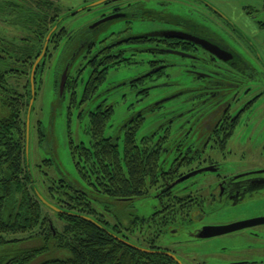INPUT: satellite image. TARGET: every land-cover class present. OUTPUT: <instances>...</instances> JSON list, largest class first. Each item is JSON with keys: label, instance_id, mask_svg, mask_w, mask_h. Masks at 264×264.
Wrapping results in <instances>:
<instances>
[{"label": "flooded vegetation", "instance_id": "1", "mask_svg": "<svg viewBox=\"0 0 264 264\" xmlns=\"http://www.w3.org/2000/svg\"><path fill=\"white\" fill-rule=\"evenodd\" d=\"M37 1L24 0L26 4ZM44 1L58 5L63 3L65 8L68 4L66 0ZM98 1L101 0H83L87 3L84 7ZM152 1L163 8L172 6L174 2L109 0L94 9H108L99 16L97 22L113 15H125L123 19L128 22L144 21L146 18L137 16L142 11L150 13L146 9ZM196 1L209 13L207 19L210 28L207 34L200 32L195 20L190 19L182 24L176 20L174 23L179 24L176 26L179 29L161 32L191 35L201 39V45L177 38L146 37L149 34L123 38L129 30L113 34L109 39L93 38L112 22L91 30L95 22L89 30L82 32L86 38L81 40L80 46L86 48L90 56L95 53L104 54L101 57L103 60L109 53L110 57L117 58L115 64L131 60L130 64L125 62L111 70L137 65L135 54L127 56L130 52L147 51L152 56L147 62L148 74L123 87L142 85L143 90L138 93L142 99L162 87L164 91L177 88L176 96L172 98L182 99L173 109L161 115V118H167L164 123L167 127L161 130L163 134L151 137L155 150H160L162 156V172L155 179V186L150 187V191H156L160 208L149 219L137 218L134 226L126 231L134 236L138 228L139 236L145 238L146 247L143 249L160 253L172 260L167 254L175 255L182 264H207V261L199 260H232L226 264H264V212L244 215L243 219L228 222L222 220L226 210L244 204L264 190V166L258 164L264 150V57L261 55V51L264 52V20L261 19L264 17L259 16L264 13V1L261 4L245 0ZM66 19L67 15L61 20V25L66 23ZM0 22L10 24L3 19ZM61 25H56L54 33H60ZM2 28L0 26V38L6 41L5 36H8L13 40V35H4ZM70 35L64 44L67 54L71 50ZM114 36L126 41L123 43L127 44L126 47L117 44L113 40ZM138 38L141 39L135 41ZM108 44L113 48L104 52ZM45 45L46 42L44 48ZM185 46L189 51L183 50ZM167 56L180 57L190 63H171ZM171 70L178 73L176 82H172V75L169 74ZM173 93L167 96L169 101ZM166 101L163 100L161 104ZM101 106L112 107L105 104ZM141 121H145L142 114L130 120L124 130ZM176 122L179 126L175 130V137L172 128ZM185 178L189 179L184 181ZM177 182L181 183L175 186ZM217 212L222 214L220 219L213 217ZM227 226L243 228L222 236L205 238L209 234L207 229ZM115 227L117 232L124 233L121 224ZM180 235H186L188 240L180 241L177 239ZM218 238L222 240H214ZM168 240L174 242L169 243ZM183 242L192 243V246L197 244L198 248L206 250L203 254L196 251L191 255L186 254L185 249L191 246L184 244L181 247ZM235 242L237 246L232 248L240 247L241 250L237 248L228 254L227 244ZM218 244L226 246L221 247L218 255L207 259L206 255L213 254L209 250L211 246Z\"/></svg>", "mask_w": 264, "mask_h": 264}, {"label": "trees", "instance_id": "2", "mask_svg": "<svg viewBox=\"0 0 264 264\" xmlns=\"http://www.w3.org/2000/svg\"><path fill=\"white\" fill-rule=\"evenodd\" d=\"M85 4L66 9L63 3L58 5L44 0L34 4H26L24 0H0V20H6L26 34L8 42L0 38V100L6 110V115L0 117V264H35L38 260L41 261L36 264H178L160 253H146L129 247L123 242H131L128 237H121L116 227L94 207L95 201L130 202L147 198L150 187L155 186V179L162 172V156L160 150H155L152 138L147 143L144 139L142 146L138 144L137 136L145 121L129 125L126 129L122 156L118 142L105 137L114 109L98 107L90 117V146L71 144L76 168L91 190L79 189L65 179L59 183L53 181L44 195L39 194L62 213L51 210L38 197L26 157V122L32 100L31 74L53 28L66 15L71 16ZM85 11L92 12L94 8ZM153 14V11H142L137 17L151 20ZM197 27L199 30L203 28L202 25ZM62 31L54 33L50 43L55 47L63 43L56 66L60 77L79 52L81 40L86 38L85 33L78 31L71 34V50L67 54L64 50L67 33ZM202 33L207 34V29ZM112 48L108 44L104 52ZM183 50L189 51L186 46ZM84 55L87 63L80 64L78 68L80 77L90 69L85 101L96 98L111 69L131 61L115 64L117 58L110 57L109 53L101 60L104 54L90 56L87 50ZM47 57L36 71V84L45 72ZM80 57L81 54L72 67ZM25 78L26 86L20 90ZM79 81L69 76L66 93H73V100ZM58 84L59 81L57 87ZM38 133L43 144L46 134L41 122L38 123ZM97 195L102 198H97ZM50 213L56 214L63 226L57 228ZM85 218L95 220L102 227ZM23 236L26 238H19ZM144 243L145 238L138 246L144 248Z\"/></svg>", "mask_w": 264, "mask_h": 264}, {"label": "rangeland", "instance_id": "3", "mask_svg": "<svg viewBox=\"0 0 264 264\" xmlns=\"http://www.w3.org/2000/svg\"><path fill=\"white\" fill-rule=\"evenodd\" d=\"M173 1L174 2L172 6L165 8L161 6L159 7L154 1H152L148 4L149 7L146 9L154 12L151 20H130V22L125 19L116 20L105 26L99 33L95 34V37H92L96 39L99 38V40H104L105 38H111L113 34L129 30V33L123 36V38L129 39L137 36L161 32L164 30H177L180 27L176 26L182 24L183 21L188 19L195 20L198 25L203 26V28L199 31L203 32L206 28L208 32V29L210 28V23L207 19V17H209V13L201 6L200 2L196 0ZM245 1L251 2L253 4H261L264 0ZM66 3H68L67 8L78 7L83 4L81 0H66ZM106 11H108V9L103 8L95 10L91 13L82 11L79 15L72 17H68V15L67 19L65 20L66 23L62 25L60 30V32L65 30V34L67 33V38L65 39L64 44L66 43L69 34H73L77 31L78 33L86 32V30H89V27L92 24L97 22L99 16ZM259 16L264 17V13H260ZM176 20L179 24L174 23ZM261 20H264V18ZM3 23L5 22H0V26L4 27L2 28L4 35L9 34L13 35V37H21L22 35H26L25 32H22L17 26L7 23L4 25ZM60 23L62 24L63 21ZM60 23L58 25H60ZM183 29L184 27H182V30ZM1 35L2 34H0V37H2ZM114 37L115 38H113V40L117 41V44H123L126 42L123 39L120 40V37L118 38V36ZM262 38L264 39V33ZM5 39L7 42L11 41V37L5 36ZM261 41L263 40L261 39ZM126 45L127 44H123L122 46L126 47ZM231 45L234 48H237V46L233 43H231ZM62 47L63 43H60L56 47L53 44L48 46L47 52L49 51V54L47 53L48 57L44 64L45 72L40 75V78L37 81L35 103L33 112L31 114L30 152L28 165L33 176L36 190L42 195H44V192L47 191L48 186L53 184V181L59 183L58 181L62 179L74 184L79 189L86 190L87 192L91 190L87 182L79 174L76 168L71 155V144L74 143V145L77 146L82 144L90 146L92 140L89 133L90 117L91 113L96 111L99 106L105 104L114 108V115L109 122L105 137L115 139L118 142L121 154L123 156L125 139L124 127L130 120L138 117L141 114L145 118L144 126L139 131L137 136L138 144L142 146L144 139H147V143L149 138L154 137L158 133L163 134L161 130L164 127H167L164 124L166 121L165 119L167 118H161V115L169 111V109H173L175 104L179 100H182L172 98L173 96H176L177 91L175 90H177V88H173L172 90L167 89L164 91L165 89L162 87L157 90H153L148 98L142 99L141 96H138L140 90H143L142 85H139L138 87H132L131 85L123 87L124 84L131 83L132 81L148 74L149 72L147 62L152 58V56L147 51H135L130 52L127 56L132 57L135 54L134 61L138 64L134 66L122 67L118 70H111L107 76V81L97 93L96 98L85 101L84 93L86 83L90 78V70H86L80 77L78 66L82 63H87V60L85 59L86 55H84L85 51L87 50L86 48L80 49L79 54L74 57L76 59V57L81 54V57L76 60V64L71 67L69 72V76L71 78L75 80L78 79V81L80 80L76 90L77 94L75 96V100H73V93H66V89L64 96H61L60 80L62 76H58L59 72L56 66L59 56L61 55L60 52ZM136 48L138 49V47ZM261 55L264 57L263 51H261ZM166 58L169 59L171 63L175 64L190 63V61L176 56H167ZM74 62L72 60V63ZM1 67L2 66L0 65V68ZM62 69H64V67H62ZM169 74L172 75V82H176L178 73L171 70ZM57 77H59V80ZM57 81H59L58 87L56 86ZM22 84L23 85H21L20 90L26 86V78ZM171 93H173V95L170 97L172 100L170 99L169 101L167 96ZM163 100L168 101H166L165 104H161ZM160 107H162V109H159ZM5 115L6 110L3 108L2 102L0 100V117ZM39 122L42 123L46 134V139H44L43 144L40 143V134L38 133ZM178 126L179 123L176 122L172 128L174 131L173 135H175V130ZM152 143L154 145V142ZM232 158L235 159L236 157ZM258 164L260 166H264V150L263 157L259 158ZM96 197L102 198L99 195ZM157 199L156 191L151 190L147 198L144 199L131 202L107 199L106 203L95 201L94 207L97 212L103 216L104 219L112 226L121 224V229L124 231V233H121V237L127 235L129 241L140 246L144 241V237L142 235L139 236L138 228L134 236L133 234L130 236L126 229L133 227L137 218L149 219L151 215H153L158 210V208H160V202ZM46 212L48 214V211ZM262 212H264V190H262L257 196L248 199L246 202H244V204H240L237 207H232L231 209L226 210V213L223 214V216L222 214L219 215V212H217L213 215V217L217 216V218L220 219L222 216V220L225 219L223 222H228L237 220L239 218L243 219L246 215H256ZM50 215L55 220L57 228L63 226V224L58 221L56 214L52 215L50 213ZM19 238L24 239L26 237L23 236ZM177 239L180 241H185L188 240V237L186 235H180ZM214 240L222 239L218 238ZM168 242L172 243L174 241L168 240ZM184 244L191 246L185 249L186 254L189 255H191L193 251H196L195 253L203 254L206 250L198 248L197 244H193L192 246V243L189 244L186 242H183L181 247ZM143 245L146 247L145 243ZM223 246H226V244H218L214 247L211 246V249L209 250H211L214 255L209 253V255H206L208 257L207 259L218 255V253L221 252V247ZM232 246L236 247V242L227 244L229 250L227 251L228 254L229 252L237 250V248L238 250H241L240 247L234 249ZM39 261L41 260H38L37 262ZM199 261H207V264H226L232 260Z\"/></svg>", "mask_w": 264, "mask_h": 264}, {"label": "water", "instance_id": "4", "mask_svg": "<svg viewBox=\"0 0 264 264\" xmlns=\"http://www.w3.org/2000/svg\"><path fill=\"white\" fill-rule=\"evenodd\" d=\"M106 1H109V0H101V1H98L96 3H93L92 5H89L88 7L81 8L80 10H77L75 13L71 14V16H75V15L79 14L80 12L85 11L87 9L96 8V7L100 6V5H102ZM68 17H70V16H68ZM123 18H126V16L125 15H113V16L107 17V18L95 23L94 25H92L90 27V29L94 30V29L102 26L103 24L110 23V22H113V21H116V20H119V19H123ZM56 30H57V26L52 30V32L48 36L45 48H44L41 56L39 57V59L36 61L35 65H34V68H33V71H32V74H31L30 82H31L32 100L30 102L28 115H27V122H26V126H27V130H26V156H27V161L29 160V152H30L31 114L33 112V107H34L35 97H36V82H35L36 71H37L38 67L40 66V64L42 63V61L44 60L45 56L47 55V49H48V46H49V43H50V39H51L52 35L54 34V32ZM146 37L177 38V39H181V40H184V41H187V42H191V43H194V44H199V45H201L203 43L201 39L195 38V37H193L191 35H187V34H184V33H177V32L151 33V34L147 35ZM204 47L206 48L207 51H209L206 46H204ZM80 49H83L82 46H80L79 50ZM74 61H75V58L73 59V62ZM71 67H72V63H69L66 66V68H65V70H64V72L62 74V77H61V80H60V94H61V96H64V94H65V89H66L67 82H68V79H69V72H70ZM173 99H176V98H173ZM188 177H191V176H188ZM187 179H189V178H185L184 181L187 180ZM180 183L181 182H177L175 184V186L180 184ZM37 194H38V197L40 198V200L47 207H49L51 210H54L57 213H62L63 212V211L59 210L57 207L51 205L48 201H46L44 199V197L41 196V194H39L38 192H37ZM85 219L90 221V222H92V223H94L97 226L102 227L98 222H96L95 220H93L91 218H85ZM242 228L243 227H238V226L215 227V228L212 227V228H209V229L206 230L209 234H207V236L205 238H213V237H217V236H222V235L231 233L233 231L240 230ZM123 242L126 243L129 247H131L133 249H137V250H140V251H143V252H146V253H156L154 251H150V250H147V249L140 248V247H138L136 245H133L130 242H126V241H123ZM167 255L172 257L175 261H177L180 264H182L181 261L178 260L175 255H172V254H167Z\"/></svg>", "mask_w": 264, "mask_h": 264}]
</instances>
